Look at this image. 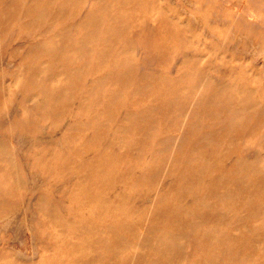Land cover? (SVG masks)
<instances>
[{
    "label": "rangeland",
    "instance_id": "1",
    "mask_svg": "<svg viewBox=\"0 0 264 264\" xmlns=\"http://www.w3.org/2000/svg\"><path fill=\"white\" fill-rule=\"evenodd\" d=\"M0 264H264V0H0Z\"/></svg>",
    "mask_w": 264,
    "mask_h": 264
}]
</instances>
